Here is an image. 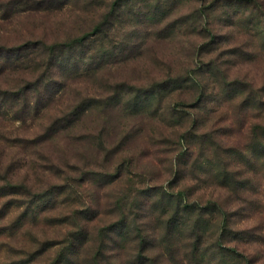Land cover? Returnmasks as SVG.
Listing matches in <instances>:
<instances>
[{
  "label": "rangeland",
  "instance_id": "374dc122",
  "mask_svg": "<svg viewBox=\"0 0 264 264\" xmlns=\"http://www.w3.org/2000/svg\"><path fill=\"white\" fill-rule=\"evenodd\" d=\"M224 230L264 264V0H0V264H199L200 232L218 264Z\"/></svg>",
  "mask_w": 264,
  "mask_h": 264
},
{
  "label": "trees",
  "instance_id": "16d2710c",
  "mask_svg": "<svg viewBox=\"0 0 264 264\" xmlns=\"http://www.w3.org/2000/svg\"><path fill=\"white\" fill-rule=\"evenodd\" d=\"M99 30H100V26H98L97 31H99ZM55 57L57 58L58 56H55ZM23 93L24 92H18V94H21V95ZM225 212H226V214H228V211L225 210ZM205 239L206 238H205L204 233L200 232L199 238L197 237V239H196V240H198L197 243L194 242L193 246H191L192 248L190 250V253H191L190 259L193 258L199 264L200 263L202 264L203 260H204L203 259V250L204 249H203L202 244H203V241ZM226 239H227V230H224V231L220 232V234L215 238V241H214V250L216 251L217 255H219V257L222 259V260H218V262H219L218 264H228V261H229L228 257L230 255H233L234 257L237 258V262L234 264H255L254 257L252 255H247V254H244V253L238 251L237 247H229V246L225 245ZM205 250H206V248H205ZM189 261L191 264V260H189ZM153 264H160V263L155 258V259H153Z\"/></svg>",
  "mask_w": 264,
  "mask_h": 264
}]
</instances>
